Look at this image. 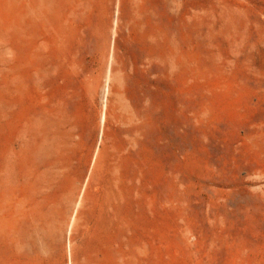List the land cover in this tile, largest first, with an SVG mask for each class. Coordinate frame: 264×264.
Instances as JSON below:
<instances>
[{"label": "rangeland", "instance_id": "374dc122", "mask_svg": "<svg viewBox=\"0 0 264 264\" xmlns=\"http://www.w3.org/2000/svg\"><path fill=\"white\" fill-rule=\"evenodd\" d=\"M0 264H264V0H0Z\"/></svg>", "mask_w": 264, "mask_h": 264}]
</instances>
